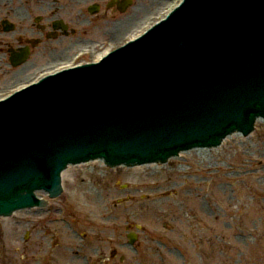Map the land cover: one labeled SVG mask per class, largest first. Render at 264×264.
I'll return each mask as SVG.
<instances>
[{
	"label": "water",
	"instance_id": "1",
	"mask_svg": "<svg viewBox=\"0 0 264 264\" xmlns=\"http://www.w3.org/2000/svg\"><path fill=\"white\" fill-rule=\"evenodd\" d=\"M148 35L81 79L41 82L0 103L1 217L44 209L35 192L58 198L70 164L177 162L181 152L256 133L264 119V0H186ZM20 56L15 65L27 52Z\"/></svg>",
	"mask_w": 264,
	"mask_h": 264
},
{
	"label": "rangeland",
	"instance_id": "2",
	"mask_svg": "<svg viewBox=\"0 0 264 264\" xmlns=\"http://www.w3.org/2000/svg\"><path fill=\"white\" fill-rule=\"evenodd\" d=\"M169 1L136 0L119 16H90L87 35L42 44L15 68L7 66L6 45L40 35H17L33 23L13 18L16 34L0 33V99L43 70L67 64L78 51L97 56L118 45ZM132 17L135 23L113 39L112 25L127 27L125 19ZM67 47L59 60L46 58L47 65L36 57L43 49ZM93 54L84 62H93ZM255 129L250 138L234 135L218 149L181 153L166 165L69 167L62 195L42 194L44 209L0 217V264H264V120ZM128 233L136 235L132 246Z\"/></svg>",
	"mask_w": 264,
	"mask_h": 264
},
{
	"label": "flooded vegetation",
	"instance_id": "3",
	"mask_svg": "<svg viewBox=\"0 0 264 264\" xmlns=\"http://www.w3.org/2000/svg\"><path fill=\"white\" fill-rule=\"evenodd\" d=\"M129 3L130 6L126 11L133 8L136 0H129ZM76 4L78 7L75 6ZM124 4L125 0H69L67 4L65 0H0V33L16 34L15 21L12 20L14 18L15 20L22 19L23 22L27 19L26 21L33 23L32 26L27 27L25 32L17 35H40L38 38H28L24 43H20V38L17 47L5 44L7 46L5 55L7 66L12 67L11 56L18 54L21 48L28 49V61L34 54V50L42 44L47 48L50 41L61 42L63 37L68 35H87L92 27L90 16L106 17L108 14L119 16L124 14L120 10ZM42 35L45 37L44 42ZM68 48L70 47L49 51L43 49L36 57L45 63L46 58L55 62L56 59L59 60L58 57L65 55L68 51L65 50ZM49 63L47 62L46 65ZM0 64L4 65V62Z\"/></svg>",
	"mask_w": 264,
	"mask_h": 264
},
{
	"label": "bare ground",
	"instance_id": "4",
	"mask_svg": "<svg viewBox=\"0 0 264 264\" xmlns=\"http://www.w3.org/2000/svg\"><path fill=\"white\" fill-rule=\"evenodd\" d=\"M147 1H148V3H151V2H152L153 5L158 4L159 1H160V3H161V0H147ZM167 4H168V3H166L165 5L167 6ZM160 10H161V9H160ZM157 14H158V13H157ZM157 14H156V15H157ZM151 16H153V15H150L149 18H150ZM133 18H134V17H132V18H126V19H125V20H126L125 22H127V27H124L125 29L122 27V25H116V26H115V24H113L110 30H111L112 32H114L115 35H113L112 38L115 39V38L117 37V35H120L123 31L126 30V28H128L129 26H131V25L133 24V22H134ZM145 22H146V20H144V22L141 23V24H140L137 28H135V29H139L142 25L145 24ZM134 23H135V22H134ZM132 29H133V28H132ZM132 29H129V30L127 31V33H128L129 31H131ZM125 34H126V33H125ZM124 36H125V35H123L122 37H124ZM122 37H120L118 40L120 41ZM105 50H106V49H105ZM105 50H103V51H105ZM82 51H84V50H82ZM103 51H102V52H103ZM96 54H97V53H96ZM96 54H95V57H96ZM98 55H100V53H99ZM4 58H5V56H4ZM97 58H98V57H96V58L94 59V61L97 60ZM60 65H63V64H60ZM60 65H59V66H60ZM29 66H30V65H29ZM56 67H58V66H56ZM56 67H55V68H56ZM49 70H53V69H46V70H43V72H44V71H49ZM41 73H42V72H41ZM25 74H26V73H25ZM25 74H24V76H26ZM37 75H38V74H37ZM65 173H66V171H65ZM62 175H63V174H62Z\"/></svg>",
	"mask_w": 264,
	"mask_h": 264
}]
</instances>
